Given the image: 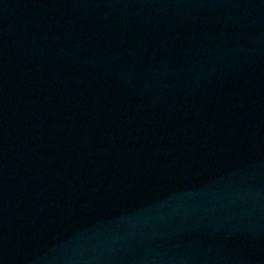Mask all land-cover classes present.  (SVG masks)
Returning a JSON list of instances; mask_svg holds the SVG:
<instances>
[{
	"label": "water",
	"instance_id": "95a60500",
	"mask_svg": "<svg viewBox=\"0 0 264 264\" xmlns=\"http://www.w3.org/2000/svg\"><path fill=\"white\" fill-rule=\"evenodd\" d=\"M0 264H264V0H0Z\"/></svg>",
	"mask_w": 264,
	"mask_h": 264
}]
</instances>
